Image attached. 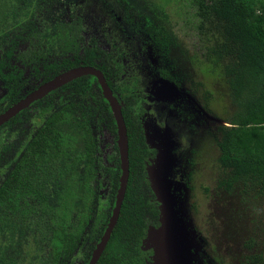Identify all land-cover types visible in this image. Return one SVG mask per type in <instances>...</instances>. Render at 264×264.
Masks as SVG:
<instances>
[{"label":"trees","instance_id":"trees-1","mask_svg":"<svg viewBox=\"0 0 264 264\" xmlns=\"http://www.w3.org/2000/svg\"><path fill=\"white\" fill-rule=\"evenodd\" d=\"M35 1L0 0L3 6L0 15V113L3 104L9 106L21 99L22 92L35 86L33 82L48 81L63 71L80 66L101 72L113 96L122 102L129 167L116 225L96 264H148V254L141 247L147 230L159 225L160 213L147 180L146 165L151 153L142 124L139 96L123 93L112 80L114 73L121 70L118 41L106 40L104 35L96 37L92 31L88 33L84 19L76 13L77 4L69 7L71 14L65 19L59 18L51 25L38 22L35 12L39 6ZM191 5L198 20L197 30L203 36L204 69L218 74L226 88L222 95L225 106L221 124L213 136L219 151V174L214 190L217 204L222 209L218 212V220L211 221V233L216 235L215 230L222 233V242L216 237L212 246L219 248L220 243L228 248L225 256L229 264H264V0H191ZM65 14H68L67 10ZM141 18L148 40L165 56L172 43L170 37L161 27L144 16ZM17 64L28 70L27 75ZM59 90L89 99L82 121L78 122L84 131L85 153L79 164L84 168L82 180L87 193L75 187L79 178L64 176L67 168L59 160L64 145L56 124L65 115L66 107H63L46 116L37 135L29 140L13 170L0 184V224L14 230L17 225L13 224L12 218L16 217L23 230L27 217L40 211L41 219L33 222V229L29 228L35 239L34 248L25 253L26 264H56L57 259L58 264H77L81 232L79 227L76 231H67L70 225L64 216L74 202L83 205L85 210L89 208L91 190L88 182L95 177L93 163L99 148L90 134L91 124L101 115H107L109 133L116 139L114 119L93 76L75 79ZM96 90L101 97H97ZM56 92L33 105L41 106L43 112L50 111V98ZM120 92L124 99L120 98ZM91 102L96 104L97 112L93 111L89 116L86 110ZM25 112L1 128L18 122ZM115 150L117 153L109 158L111 167L107 169V204L111 208L108 218L121 174L118 150ZM52 181L59 182L55 196L62 209L61 217L57 214L59 209H48V188ZM43 217L61 229L60 246L55 241L57 259L44 255L43 245L49 239L55 240L57 230L50 228ZM108 218L100 221L96 244L105 231ZM78 220L81 227V220ZM96 244L89 247L81 264H87ZM0 264L18 263L5 258Z\"/></svg>","mask_w":264,"mask_h":264},{"label":"rangeland","instance_id":"rangeland-1","mask_svg":"<svg viewBox=\"0 0 264 264\" xmlns=\"http://www.w3.org/2000/svg\"><path fill=\"white\" fill-rule=\"evenodd\" d=\"M76 4V13L84 19L88 33L92 31L96 37L104 35L106 40L118 41L121 70L114 73L113 83L123 93L145 97L142 106L150 114L143 118L151 153L146 170L160 221L159 225L147 230L142 243L141 249L148 254L147 263L229 264L225 256L228 248L220 243L219 248L212 246L216 237L222 242V233L218 230H215L216 235L211 233V221L218 220V212L222 209L217 204L214 190L219 174V151L213 136L221 124L225 106L222 95L226 88L218 74L204 69L203 36L197 30L198 20L191 0H36L35 5L39 6L35 12L36 20L51 25L70 15L69 7ZM2 11L0 5V15ZM142 16L170 37L172 43L165 56L148 40ZM22 68L27 75L24 66ZM123 93L120 92L121 99H124ZM96 94L101 97L97 90ZM50 101V111L43 112L41 106L31 107L17 123L0 131V184L46 116L66 107L63 119L56 125L64 145L59 160L67 168L64 176L79 178L75 187L87 193L82 180L84 168L79 164L85 153L84 131L78 122L82 121L89 99L59 90ZM93 111L97 112L95 103L91 102L86 113L90 116ZM105 120L108 121L105 114L95 119L90 134L93 138L92 131L95 135L100 133L104 146L105 141L111 143L105 146L110 157L116 150L113 136L108 130L103 132ZM97 179L96 176L95 181L88 182L91 190L89 208L85 210L83 205L74 202L65 211L64 219L71 227L67 231H76L79 227L81 232L77 264H81L89 247L96 244L100 221L107 219L111 210L107 204V179H100L102 183ZM58 183L52 181L48 188V209H59L57 214L61 217L62 209L55 196ZM39 216V210L29 215L23 230L16 217L12 218L13 224L17 225L14 230L0 224V262L12 258L18 264H26L25 253L34 248L35 239L29 228L33 229V222L41 219ZM49 220L46 223L57 230V237L49 239L42 249L44 255L48 254L46 258L52 259L56 256L55 241L60 246L62 233ZM55 263L58 264V259Z\"/></svg>","mask_w":264,"mask_h":264},{"label":"water","instance_id":"water-1","mask_svg":"<svg viewBox=\"0 0 264 264\" xmlns=\"http://www.w3.org/2000/svg\"><path fill=\"white\" fill-rule=\"evenodd\" d=\"M84 76H93L100 88L102 97L107 101L110 108L112 117L116 125L117 133V147L120 160V178L119 187L115 195V203L111 211V215L108 218V222L104 233L97 242L95 249L93 250L91 257L87 264H96L100 255L102 254L106 243L108 242L114 226L116 225L120 208L124 199V194L128 182V139L125 123L121 113V106L117 99L113 96L104 76L101 72L93 67L80 66L72 68L70 70L61 72L57 76L51 78L46 83L34 89L27 94L23 99L13 104L9 109L0 114V125L7 122L11 117L15 116L21 110L29 106V104L41 99L50 92L66 85L67 83Z\"/></svg>","mask_w":264,"mask_h":264},{"label":"flooded vegetation","instance_id":"flooded-vegetation-1","mask_svg":"<svg viewBox=\"0 0 264 264\" xmlns=\"http://www.w3.org/2000/svg\"><path fill=\"white\" fill-rule=\"evenodd\" d=\"M26 71H28V70H26ZM64 72V71H63ZM60 74V73H59ZM50 80V79H49ZM47 81H45V82H41V81H38L37 82V84L35 85V86H33V88H31V89H29V90H27L28 91V93H25V94H23L22 95V98L21 99H23L27 94H29L30 92H32L34 89H36L37 87H39V86H41L42 84H44V83H46ZM63 87V86H62ZM61 88V87H60ZM60 88H58V89H56V90H54V91H52V92H50L49 94H51V93H53V92H55V91H59V89ZM100 89V88H99ZM49 94H47V95H45L44 97H42L41 99H39V100H37V101H35V102H33V103H31V104H29V106L28 107H26L25 109H23V110H21L19 113H17L15 116H13V117H11L7 122H5V123H3L2 125H0V129L1 130H3V129H8L9 127H11V126H8V127H4V128H1L3 125H5L6 123H8L9 121H11L13 118H15L18 114H20L22 111H28L31 107H38V106H36V105H33V104H35L36 102H38V101H40V100H42L43 98H45L46 96H48ZM21 99H19V100H21ZM18 100V101H19ZM139 100H140V105H141V107H142V111H141V115H142V117L144 118V116H149L150 114L147 112V108H144L143 106H142V103L145 101V97H142V96H139ZM18 101H16V102H14V103H12L11 105H9V106H7V105H5V104H3V109H1L2 110V112L1 113H3V112H5L7 109H9L13 104H15V103H17ZM118 101V100H117ZM107 102V101H106ZM119 103V102H118ZM120 104V103H119ZM108 105V104H107ZM95 106H96V104H95ZM120 106H121V104H120ZM110 109V108H109ZM25 112V113H26ZM111 112V111H110ZM0 113V114H1ZM24 113V114H25ZM23 114V115H24ZM112 115V114H111ZM22 115H20V117H21ZM107 116V115H106ZM142 118V119H143ZM63 119V118H62ZM61 119V120H62ZM60 120V121H61ZM59 121V122H60ZM58 122V123H59ZM105 124H103L105 127H106V130H104L103 132H108L109 131V129H108V122H107V120H105V121H103ZM103 122H101V123H103ZM115 122V121H114ZM17 123V122H16ZM57 123V124H58ZM15 124V123H14ZM56 124V125H57ZM143 124V128L145 129V126H144V123H142ZM43 126V125H42ZM41 126V127H42ZM91 126H92V124H91ZM116 126V125H115ZM41 127H39L38 129H35V131H34V133L30 136V139L34 136L35 137V135H37L36 134V132H37V130H39ZM0 130V131H1ZM108 130V131H107ZM92 134H93V141L95 142V143H97V145H98V152H96V156H95V161H94V165H93V167H94V169H95V177L92 179V181L91 182H93V181H95V178H96V176L98 177V179H97V181L100 183H102V181H100V179H102V178H106L107 179V184H108V173H107V169L109 168V167H111L110 165V161H109V159L108 158H110V157H112V156H110V157H108V154L109 153H106L108 150L106 149V145L107 144H111L110 142H108V143H106V141H105V146L102 144V137H101V134L100 133H98L97 132V134L95 135L94 134V131H92ZM29 139V140H30ZM29 140H28V142H29ZM27 142V143H28ZM116 142H117V133H116V139H114V137H113V147H115V149L117 148V150H118V147H117V144H116ZM25 149V148H24ZM23 149V150H24ZM111 150V149H110ZM23 152V151H22ZM109 152V151H108ZM99 153V154H98ZM116 153H117V151H116ZM118 156H119V152H118ZM101 161H103V162H101ZM119 167H120V160H119ZM13 170V168L12 169H10L9 170V172L10 171H12ZM9 172H8V174H9ZM7 174V175H8ZM6 175V176H7ZM107 198H108V196H107Z\"/></svg>","mask_w":264,"mask_h":264}]
</instances>
